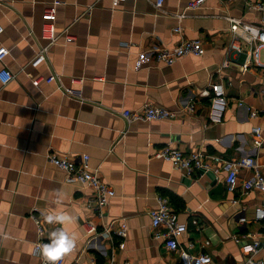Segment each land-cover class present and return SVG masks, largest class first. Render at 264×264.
Here are the masks:
<instances>
[{"label": "crops", "instance_id": "0c3cea01", "mask_svg": "<svg viewBox=\"0 0 264 264\" xmlns=\"http://www.w3.org/2000/svg\"><path fill=\"white\" fill-rule=\"evenodd\" d=\"M53 1L0 0V47L10 49L0 69L15 73L8 83L0 79V264L41 263L32 214L42 218L47 240L58 225L46 222L43 213L56 189L64 190L65 207L78 210L70 227L82 234L66 264H188L179 249L152 235L150 209L160 196L187 225L179 239L192 253L208 252L222 264L264 258L263 246L244 249L255 239L264 241V218L256 217L264 190L246 187L254 169L245 166L230 190L226 168L229 160L253 155L264 170V143L254 141L256 126L264 133V66L251 62L248 49L230 48L229 16L258 23V12L246 0H205L195 8L188 6L191 0H164L162 8L156 0H61L58 39L47 59L33 66L48 43L42 27ZM68 33L75 39L68 41ZM183 38H201L206 51L172 64L156 58L155 47ZM228 57L232 64L219 71ZM52 73L75 92L48 82ZM214 82L223 84V103L214 99ZM147 102L179 112L134 121L122 113ZM190 103L194 108L186 110ZM248 105L259 114L252 115ZM166 145L202 153L210 167L192 173L175 168L155 155ZM48 151L78 162L89 154L90 167L116 191L103 213L93 201L95 189L69 179ZM124 224L127 233L121 235L117 230Z\"/></svg>", "mask_w": 264, "mask_h": 264}, {"label": "built area", "instance_id": "2783aa9c", "mask_svg": "<svg viewBox=\"0 0 264 264\" xmlns=\"http://www.w3.org/2000/svg\"><path fill=\"white\" fill-rule=\"evenodd\" d=\"M122 0H115L119 2ZM205 0H191L188 4L189 7H199ZM61 0H54L44 12V23L42 27V36L48 39V43L41 45L38 53L32 59L31 64L38 66L41 62L47 59L48 50L51 44L55 43L58 39L56 18L57 7ZM164 0H156L158 8H162ZM247 8L258 12L260 22H251L243 19L242 17L229 16L230 30L232 38L230 41V48L238 53L244 52L248 49V57L251 62L264 66V58L262 57V50L264 49V0H246ZM181 26L176 27V30H181ZM4 30V26L0 22V33ZM67 40L72 41L75 39V35L68 33ZM156 58L165 63L172 64L179 60L181 57L188 54L201 55L206 51L204 42L201 38H183L175 45L161 44L154 48ZM10 51L7 46L0 47V61L4 60L5 55ZM230 57L226 58L219 67V71L230 66L232 64ZM15 77V73L7 66L0 69V79L3 83H8ZM48 82L55 81L60 89L65 93L73 94L75 91L73 88L64 84L62 77L59 73H52L46 77ZM212 90L214 91V99L217 103L225 102L227 99L226 92L223 88V84L220 82H214L212 84ZM212 90H205V93L210 94ZM240 104L244 103L243 99H239ZM186 110H192L194 108L193 103L184 106ZM251 108V114H259L258 109ZM179 110L170 109L165 106L156 105L154 103L147 102L142 107L137 109L127 108L122 111L123 115L130 121L134 120H151V119H169L178 114ZM254 141L256 145H262L264 143V133L262 126H256L254 130ZM158 157H164L170 160L175 168L181 169L186 173H192L195 167L209 168V163L205 160L202 153L191 152L186 153L180 148L166 145L155 153ZM47 156L49 160L64 168L69 173V179L79 180L87 185L92 186L95 189V196L93 201L96 202L100 211L103 213V208L109 203L110 198L116 193L113 186H111L106 180L102 179L99 173L92 169L89 164V154L84 153L81 161L78 162L68 155H62L56 151H48ZM220 161V157H217ZM222 160V159H221ZM249 167L254 169V174L246 179L245 185L248 189L261 188L264 190V170L261 165L257 163L256 157L248 155L234 160L226 162V168L228 170L227 185L230 190H234L238 182V173L241 167ZM150 215L152 217V235L156 239H164L168 247L172 249H179L182 260L188 264H222L216 262L213 256L208 252L192 253L187 247L181 246L179 235L187 229V225L179 220L178 213L170 204L169 200L165 196L159 197V204L156 207L150 209ZM35 219L39 237L34 243V250L40 255L39 248L36 247V242L46 240L44 237L46 227L42 218L36 214H32ZM256 217L264 218V203L256 208ZM246 216H241L240 220L246 221ZM96 229L95 225H91L90 231ZM108 230L105 233L108 234ZM117 232L121 235H126L127 227L124 224L123 227ZM237 240H240L236 236ZM123 243V242H122ZM264 247V241L255 239L253 242L244 244L246 251H255L260 247ZM64 254L59 260L58 264H66V256ZM41 256V255H40ZM249 264H264V258L249 257ZM46 264V261L41 256V263ZM91 264H99L93 261ZM102 264H114L102 263Z\"/></svg>", "mask_w": 264, "mask_h": 264}, {"label": "clouds", "instance_id": "9594fccd", "mask_svg": "<svg viewBox=\"0 0 264 264\" xmlns=\"http://www.w3.org/2000/svg\"><path fill=\"white\" fill-rule=\"evenodd\" d=\"M65 193L63 189H56L52 196V205L43 213L44 220L58 225L48 233L47 240L36 242L40 255L46 264H58L61 257L72 251L80 242L81 233L70 225L77 220L78 210L64 206Z\"/></svg>", "mask_w": 264, "mask_h": 264}, {"label": "rangeland", "instance_id": "374dc122", "mask_svg": "<svg viewBox=\"0 0 264 264\" xmlns=\"http://www.w3.org/2000/svg\"><path fill=\"white\" fill-rule=\"evenodd\" d=\"M262 52H263V55H264V50Z\"/></svg>", "mask_w": 264, "mask_h": 264}]
</instances>
